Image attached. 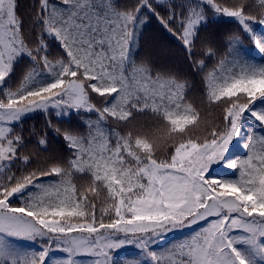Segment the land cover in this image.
Returning a JSON list of instances; mask_svg holds the SVG:
<instances>
[{"label":"snow or ice","instance_id":"snow-or-ice-1","mask_svg":"<svg viewBox=\"0 0 264 264\" xmlns=\"http://www.w3.org/2000/svg\"><path fill=\"white\" fill-rule=\"evenodd\" d=\"M156 3L165 15L152 0L125 10L117 0H38L31 15L38 32L30 42L17 0H0V264H45L53 250L67 255L51 264H81V255L95 257L92 264H121L111 253L125 245H135L143 259L122 264H264V135L248 132L264 129V67L245 63L228 71L225 59L218 60L204 80L207 102L222 104V120L196 134L203 121L187 99V80L137 64L131 54L141 9L178 38L195 69L206 67L195 49L208 11L232 18L264 53V36L252 26L264 25V0ZM256 7L258 13L249 11ZM49 37L65 53L55 61L47 55ZM228 42L229 55H236L240 37ZM201 48L204 57L217 54L210 42ZM25 57L32 66L15 89L8 87ZM92 93L103 98L101 106ZM49 109L58 117L83 111L97 119L88 121L87 134L62 133L70 159L32 168L15 125ZM137 114L155 124L136 134L105 126L109 120L130 124ZM237 146L246 150L244 158L230 151ZM214 165L237 170V178H214ZM75 174L89 175V184L78 189ZM45 177L59 179L44 183ZM200 221L207 223L189 238L154 247L167 233ZM13 238L39 240L41 248L22 251Z\"/></svg>","mask_w":264,"mask_h":264},{"label":"trees","instance_id":"trees-1","mask_svg":"<svg viewBox=\"0 0 264 264\" xmlns=\"http://www.w3.org/2000/svg\"><path fill=\"white\" fill-rule=\"evenodd\" d=\"M153 7L156 8L162 16L166 13L164 6H159L156 0H152ZM182 0H166L165 3H181ZM227 4L239 3L240 0H224ZM249 4L254 0H248ZM18 15L24 21V32L27 39L31 42L36 38L38 28L34 27L31 20V15L36 7H38V0H17ZM117 3L121 10L130 8L137 3V0H117ZM206 11H208L206 9ZM254 14L259 12V8H250ZM142 15L140 19L143 21L138 27V42L131 49L132 59L137 64H148L153 69H167L173 73L178 74L188 82L187 99L193 104V106L200 112L201 124L199 129L194 130L196 134H200L205 127H210L213 124H218L222 120L223 111L222 104H209L206 98V84L204 77L206 73L213 68L217 67L218 60L225 59V68L228 71L239 72V61H242L245 57V53H250L256 50L253 41L243 32L240 31V26L235 21L220 20L212 16L208 11V23L201 25V29L198 33L199 39L197 41V47L195 49L196 58L205 60V69L203 71L195 69L191 66L187 53L185 52L182 44L178 38L168 32L159 22V20L151 13L144 9H141ZM254 30L264 29V25H260L258 22L253 23ZM238 35L240 37L239 44L233 50L236 55H229L228 37ZM204 42H210L213 49L216 51V55L208 58L201 55V45ZM46 43L47 55L49 60L55 61L62 58L65 53L58 41L52 38H47ZM258 50V49H257ZM250 64V62H245ZM30 59L25 57L20 62L12 75L8 87L15 89L21 82L24 73L31 67ZM45 78H47L45 76ZM2 95V91H0ZM91 99L98 107L101 106L102 99L98 94L92 93ZM259 100L256 102L258 105ZM247 114V113H246ZM97 119L96 114L88 113H75L70 115L66 119L59 118L53 111L39 112L35 115H31L22 119L15 125V130L22 134L25 138L26 147L24 154L30 155V164L32 168L41 167L47 161L58 160L67 161L71 158L72 152L68 149L66 141L63 139L62 133L64 131H72L76 134H87L88 121H95ZM155 124L154 119L150 115L137 114L136 118L130 124H117L112 120L106 122V127L109 130H115L126 133L131 130L134 134L137 132L147 131ZM59 128L61 131L56 132ZM255 131L257 136L264 135V129L259 127L249 128L248 132ZM248 133H246L247 135ZM42 137L47 138L46 145H40L39 139ZM46 149V151H45ZM171 151V149H169ZM232 154L239 158H244L247 155L245 149L240 146L232 148L230 150ZM158 155H160L158 153ZM13 171H16L14 168ZM214 178H237L238 171L230 170L219 167L215 171L211 172ZM44 183L55 182L58 177H45L42 178ZM72 181L80 189L87 186L90 182V176L87 174H75ZM103 195V194H102ZM91 198V196L89 197ZM96 215L99 217V209L102 206L100 201H97ZM107 222L108 217H104Z\"/></svg>","mask_w":264,"mask_h":264},{"label":"rangeland","instance_id":"rangeland-1","mask_svg":"<svg viewBox=\"0 0 264 264\" xmlns=\"http://www.w3.org/2000/svg\"><path fill=\"white\" fill-rule=\"evenodd\" d=\"M166 1V0H165ZM216 19L220 20H228V21H233L232 18L228 17H214ZM261 30H254L258 36H264V29ZM180 42V41H179ZM181 43V42H180ZM245 62H250V64L255 65L256 67H264V53L259 52V50H254L253 52L250 53H245V57L242 61L238 62V65L245 64ZM50 111H53L56 114V110L54 109H49ZM39 112H44V111H34L32 113H29L25 115L22 119H25L26 117H29L31 115H35L36 113ZM76 112H72L71 115L75 114ZM80 113H88V112H83L81 111ZM88 114H94L95 113H88ZM70 115H61L59 118L66 119ZM233 143H236L234 141ZM232 149V148H231ZM230 149V150H231ZM220 166L214 165L213 168L216 170ZM209 219H212L211 217ZM207 221H200L197 224H194L190 227H184L182 229L174 230L172 232H169L166 234L164 239H162L157 245L154 247L157 250H162L165 249L169 246H171L174 243L181 242L187 238H189L193 233L198 231L201 227L205 226ZM103 231V230H101ZM13 243L22 251H39L41 248V244L39 240L33 242V241H27V240H22V239H16L13 238ZM112 256L114 260L122 262L127 261V260H136V259H143L140 250L135 246V245H125L120 249H116L112 251ZM66 253L59 251V250H53L52 252L49 253V258L46 259L45 264H51L52 259H64L66 258ZM81 261V264H92V261L95 259V257H92L90 255H81L77 257Z\"/></svg>","mask_w":264,"mask_h":264}]
</instances>
